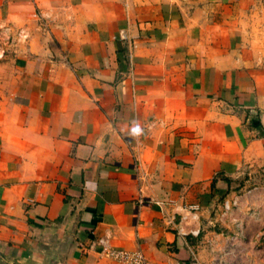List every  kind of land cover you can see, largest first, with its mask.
<instances>
[{"label": "crops", "instance_id": "crops-1", "mask_svg": "<svg viewBox=\"0 0 264 264\" xmlns=\"http://www.w3.org/2000/svg\"><path fill=\"white\" fill-rule=\"evenodd\" d=\"M38 16L0 85V263L264 264V0H0Z\"/></svg>", "mask_w": 264, "mask_h": 264}, {"label": "rangeland", "instance_id": "rangeland-1", "mask_svg": "<svg viewBox=\"0 0 264 264\" xmlns=\"http://www.w3.org/2000/svg\"><path fill=\"white\" fill-rule=\"evenodd\" d=\"M45 24L46 19L42 16L23 22L20 26H16L14 22H0V85L8 73L7 65L15 55L19 44L26 41L30 31L44 29Z\"/></svg>", "mask_w": 264, "mask_h": 264}, {"label": "built area", "instance_id": "built-area-1", "mask_svg": "<svg viewBox=\"0 0 264 264\" xmlns=\"http://www.w3.org/2000/svg\"><path fill=\"white\" fill-rule=\"evenodd\" d=\"M107 257L120 264H148L145 256L140 251H106Z\"/></svg>", "mask_w": 264, "mask_h": 264}, {"label": "water", "instance_id": "water-1", "mask_svg": "<svg viewBox=\"0 0 264 264\" xmlns=\"http://www.w3.org/2000/svg\"><path fill=\"white\" fill-rule=\"evenodd\" d=\"M50 232H52L51 229H50V230H45L44 233H43V235L39 238L38 243H39V244L44 243V242L46 241V239H47V237H48V235H49ZM63 248H64V247H63ZM65 248H66V247H65ZM65 248H64V250H65ZM61 255L63 256L64 253L61 252ZM57 264H62L61 261H60L59 259L57 260Z\"/></svg>", "mask_w": 264, "mask_h": 264}]
</instances>
